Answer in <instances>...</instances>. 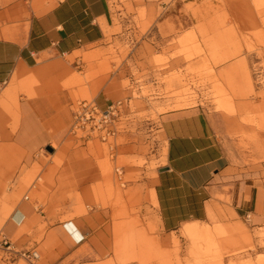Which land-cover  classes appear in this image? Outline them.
I'll list each match as a JSON object with an SVG mask.
<instances>
[{
  "label": "rangeland",
  "instance_id": "rangeland-1",
  "mask_svg": "<svg viewBox=\"0 0 264 264\" xmlns=\"http://www.w3.org/2000/svg\"><path fill=\"white\" fill-rule=\"evenodd\" d=\"M110 1L118 16L142 13L138 20L141 35L135 38L141 41L152 25L143 23L145 0ZM163 6L168 17L185 14L167 19L162 34L167 47L162 55L152 52L168 106L147 112L142 101H134L140 111L138 124L128 128L130 137L123 140L127 145L118 158L116 143L73 135L71 124L34 153L0 147V235H7L6 223L19 206H32L35 218L43 222L40 230L45 229L46 219L68 222L94 208H111L112 221L103 235L110 253L98 264H259L261 257L254 262L255 236L264 248V229L255 235L251 216L248 221L228 217L222 223L189 225L165 241L154 210V192L146 182L164 166L166 151L137 149L131 144L138 143L140 122L148 118L156 120L161 113L198 105L207 108L216 119L232 164L246 170L248 184L257 182L252 206L257 201L264 214V30L252 35L256 44L250 37L241 44L238 35L226 28L229 19L202 20L191 27L188 18L208 11L250 9L258 13L264 28V0H249L247 6L244 0H165ZM108 43L112 46L104 53L91 51L70 59L84 73L65 83L74 91L75 106L96 100L88 85L101 75L109 78L130 54L127 41L109 37ZM77 60L82 62L77 64ZM176 60L186 67H172L171 61ZM18 107L16 91L6 103L16 121ZM135 151L139 155L133 157ZM189 227L197 228L199 234H187ZM17 240H11L13 251L21 252L14 248ZM0 264L39 263L0 250Z\"/></svg>",
  "mask_w": 264,
  "mask_h": 264
},
{
  "label": "crops",
  "instance_id": "crops-1",
  "mask_svg": "<svg viewBox=\"0 0 264 264\" xmlns=\"http://www.w3.org/2000/svg\"><path fill=\"white\" fill-rule=\"evenodd\" d=\"M164 1L145 0L143 23L152 25L136 41L141 35L138 20L142 13L118 16L110 0H0V147L34 153L72 124L74 91L65 83L84 73L70 59L108 51L112 46L109 37L127 41L130 54L109 78L101 75L88 85L96 102L106 107L132 98L142 101L147 112L167 107L165 86L158 80L152 52L162 55L167 47L162 37L167 19L185 14L168 17ZM244 1L249 5V0ZM188 18L191 27L202 20L229 19L226 28L238 35L241 44L247 37L255 41L252 35L264 30L258 13L250 9L208 11ZM181 62L171 61V66L186 67ZM16 91L18 121L6 108L8 97ZM136 113L129 116L131 120H138L140 111ZM148 120L139 121L143 123L139 141L131 146L166 151L164 166L146 182L154 192V210L165 241L186 226L222 223L228 217L245 221L253 217L255 235L264 229L263 206H257V201L252 206L257 182L248 184L246 170L232 164L216 119L207 108L171 110ZM128 137V129L117 136L116 158L124 154L127 144L123 140ZM112 215L111 208H94L68 222L46 219L45 229L40 230L43 222L35 218L32 206H19L7 221L5 233L10 240L18 237L16 250L39 251V264H98L110 253L103 235ZM186 233L199 231L189 227ZM255 237L254 262L261 257L259 264H264V248Z\"/></svg>",
  "mask_w": 264,
  "mask_h": 264
},
{
  "label": "built area",
  "instance_id": "built-area-1",
  "mask_svg": "<svg viewBox=\"0 0 264 264\" xmlns=\"http://www.w3.org/2000/svg\"><path fill=\"white\" fill-rule=\"evenodd\" d=\"M137 107L132 98H125L101 107L96 100L82 101L73 110V122L70 132L73 135L82 134L85 138H95L102 143L113 141L117 136L126 131L136 120L129 117L137 114ZM250 216H248V219ZM0 250L10 252L15 257H20L33 263L39 259L38 252H14L13 244L5 234L0 235Z\"/></svg>",
  "mask_w": 264,
  "mask_h": 264
},
{
  "label": "water",
  "instance_id": "water-1",
  "mask_svg": "<svg viewBox=\"0 0 264 264\" xmlns=\"http://www.w3.org/2000/svg\"><path fill=\"white\" fill-rule=\"evenodd\" d=\"M48 151L52 152L53 150L51 148H49Z\"/></svg>",
  "mask_w": 264,
  "mask_h": 264
}]
</instances>
